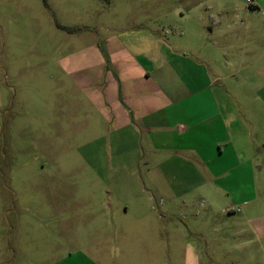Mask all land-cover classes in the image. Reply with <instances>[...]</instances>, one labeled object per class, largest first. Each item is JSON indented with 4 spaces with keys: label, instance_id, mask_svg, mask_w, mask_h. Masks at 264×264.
Returning a JSON list of instances; mask_svg holds the SVG:
<instances>
[{
    "label": "rangeland",
    "instance_id": "374dc122",
    "mask_svg": "<svg viewBox=\"0 0 264 264\" xmlns=\"http://www.w3.org/2000/svg\"><path fill=\"white\" fill-rule=\"evenodd\" d=\"M254 1L251 8L247 0H0V264H54L73 251L121 260L147 246L165 253L162 264H185V251L196 239L173 230L182 223L193 234V214L205 211L185 205L206 201L188 192L169 217L167 195L180 184L187 192L193 172L212 178L195 154L155 153L148 141H109L105 120L103 141H91L87 128L95 109L67 76L73 67L67 59L78 50L69 44L94 38L102 23L119 17L127 26L159 31L166 44L174 42L178 52L210 66L223 78L230 126L247 130L256 151L262 150L245 166L254 176L248 184L258 185L264 60L258 62L263 18ZM81 23L93 32L83 31ZM216 196L227 201L226 194ZM144 215L148 221L139 226L136 220ZM231 243L227 255L209 258L204 251L203 264H258L255 246L244 250L237 247L242 241Z\"/></svg>",
    "mask_w": 264,
    "mask_h": 264
},
{
    "label": "crops",
    "instance_id": "0c3cea01",
    "mask_svg": "<svg viewBox=\"0 0 264 264\" xmlns=\"http://www.w3.org/2000/svg\"><path fill=\"white\" fill-rule=\"evenodd\" d=\"M252 6H257L254 0ZM258 13L263 18L258 23L259 62L264 60V0H258ZM213 25L221 23L215 21ZM80 28L94 30L85 23ZM93 33L92 39L73 40L69 47L78 50H73L67 59L73 66L67 75L69 80L95 109L93 122L87 128L91 141H103L105 120L112 130L109 141H148L155 153L195 154L212 179L205 181L204 175L193 172L194 184L188 185L187 192L183 185L175 186L164 206V215L170 217L172 207L177 208L188 192L203 194L206 201L199 206L185 205L205 211L193 214V234L191 227L185 224L184 229L182 223L173 230L180 236L187 230L196 239L190 251H185V264H203L204 251L209 258L229 254L232 239L242 241L237 247L244 250L255 246L258 264H264V166H258V185L248 184L254 176L253 171L245 169L262 150L256 151L247 130L237 124L230 126L223 98L226 95L220 89L223 78L213 74L210 66H202L193 55L186 57L185 50L178 52L176 43L166 44L159 31L143 24L127 26L116 17V22L102 23L101 30ZM262 67L260 77H264V62ZM199 178L202 181L197 182ZM221 194H226L227 201L218 200L216 195ZM145 215L136 224L148 221ZM216 215L227 219L218 220ZM160 219L170 220L166 216ZM153 239L143 236L141 240ZM114 258L96 260L73 251L54 264H162L160 259L163 261L165 253L148 251L147 246L142 253L133 250L121 260Z\"/></svg>",
    "mask_w": 264,
    "mask_h": 264
},
{
    "label": "trees",
    "instance_id": "16d2710c",
    "mask_svg": "<svg viewBox=\"0 0 264 264\" xmlns=\"http://www.w3.org/2000/svg\"><path fill=\"white\" fill-rule=\"evenodd\" d=\"M251 8H254V6H250ZM62 27V26H61ZM63 29H65V30H67L68 32H76L77 30H79V29H77V28H70V27H62Z\"/></svg>",
    "mask_w": 264,
    "mask_h": 264
},
{
    "label": "built area",
    "instance_id": "2783aa9c",
    "mask_svg": "<svg viewBox=\"0 0 264 264\" xmlns=\"http://www.w3.org/2000/svg\"><path fill=\"white\" fill-rule=\"evenodd\" d=\"M247 3L252 6L253 5V0H247Z\"/></svg>",
    "mask_w": 264,
    "mask_h": 264
}]
</instances>
